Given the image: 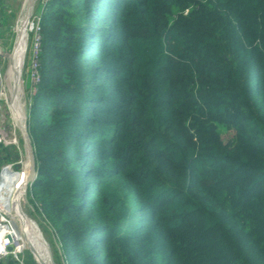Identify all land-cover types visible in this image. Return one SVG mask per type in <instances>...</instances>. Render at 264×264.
I'll list each match as a JSON object with an SVG mask.
<instances>
[{"label":"trees","instance_id":"1","mask_svg":"<svg viewBox=\"0 0 264 264\" xmlns=\"http://www.w3.org/2000/svg\"><path fill=\"white\" fill-rule=\"evenodd\" d=\"M42 10L28 194L59 264H264V0Z\"/></svg>","mask_w":264,"mask_h":264},{"label":"rangeland","instance_id":"2","mask_svg":"<svg viewBox=\"0 0 264 264\" xmlns=\"http://www.w3.org/2000/svg\"><path fill=\"white\" fill-rule=\"evenodd\" d=\"M47 1L48 0H35L31 10V16L27 22V26L25 30L26 37L24 42L25 43L24 51H23L24 55L22 57L21 75H19V77L22 76L24 79V88L23 89L18 88V91H20L21 95L17 92L15 96L16 98L21 97L22 102H24V100L26 101L25 104L26 114H28V108L31 102L30 96L31 94L33 95V92L30 93L31 85L34 83L35 80L33 78V73H32L33 67L31 61V57H32L31 52L34 50L35 43L37 41L36 26H37V21L39 19L38 16L43 12L42 9ZM25 3L28 4V0H3V5L5 6L4 9L2 10L4 13V19H3V15L2 17H0V41H1V46L3 48L1 67L3 70V74L6 77V86L9 94L12 93L14 79H16L17 77V74H13V72L11 73V54L13 53L14 47L16 46V43L18 41V29L20 26L19 20H21L22 18L21 16L23 14ZM102 8H105V6H103ZM0 115L2 116V120H4L3 125H6L8 121L7 119L8 109L5 104H2L0 106ZM18 139L20 142V149L15 148L14 146L5 147L4 145L0 144V170L4 165L12 164V168L16 172V174L12 178L14 181H16L19 174L22 175L24 173L25 167H27V164L29 163L28 152L25 147L23 135L20 134ZM7 140L9 141V138H7ZM77 150L81 151L82 148L78 146ZM79 154L80 153H78L77 155L75 170H74L75 174L73 177L75 179V177L78 175L75 181L80 184L82 183L83 180L82 177L83 171L81 169ZM36 176H37V171L35 178ZM33 181H30L27 184V187L23 192L21 191L16 193L11 192L12 187H10L9 190L7 191L8 194L11 196H13L14 194V201L16 202V205L19 206L20 212L24 216L22 221L30 222V224L32 225L31 229L33 231L31 232L29 230H24L23 228H20V223H21L20 215H15V221L11 219V217L7 214L6 211V210L9 211L11 210L10 209L11 204H8V206L4 210L5 215H4L3 223L9 224L12 227L15 226L16 230L15 232H13V235L16 237L14 242L18 246V249L14 250L15 253H10V255H8L3 261V264H59L60 263L58 261V257L54 250V245L51 240L52 236L47 233L44 227L41 226L40 224L41 219L39 215L36 213L33 204L29 200L28 188L30 187ZM33 232H35V234L38 237H40L41 245L36 246V244L34 245L31 240L27 239L28 237L26 238L27 236L26 233H29V236H31ZM21 237H23L24 239L22 240Z\"/></svg>","mask_w":264,"mask_h":264},{"label":"built area","instance_id":"3","mask_svg":"<svg viewBox=\"0 0 264 264\" xmlns=\"http://www.w3.org/2000/svg\"><path fill=\"white\" fill-rule=\"evenodd\" d=\"M5 6H3V0H0V17H1V11L4 9ZM37 37H36V43H35V48L32 51V73H33V78L34 83L31 85L30 93L33 92V94L36 91V84L39 80V75H38V46H39V21H37ZM25 46V44H24ZM24 51V50H23ZM24 55V53H23ZM2 57H3V48L1 46V41H0V106L2 104H5L8 109V121L6 125H3L4 120H2V116L0 115V144L9 147H15L20 149V142H19V135L22 134V128H21V122L24 120V111H23V102L21 100V97L16 98L14 89L15 86L20 89L21 87L17 84L16 80L14 79L13 83V90L12 93L9 94L7 86H6V77L3 74L2 70ZM21 64H22V59H21ZM16 98V99H15ZM9 138V141L7 140ZM6 172H11L12 175L16 174V172L12 168V164H6L4 165L1 170H0V187L4 184L5 180V175L7 174ZM11 200V199H10ZM0 204H5L6 203L2 200H0ZM4 206V207H5ZM5 208L0 207V219H4L5 215ZM3 214V215H2ZM4 222V220H2ZM5 235V234H4ZM13 243L11 241L10 236H0V264H3V261L5 258L10 255V253H15L14 249L12 248L9 250V247H12Z\"/></svg>","mask_w":264,"mask_h":264},{"label":"bare ground","instance_id":"4","mask_svg":"<svg viewBox=\"0 0 264 264\" xmlns=\"http://www.w3.org/2000/svg\"><path fill=\"white\" fill-rule=\"evenodd\" d=\"M26 6H27V3H25L24 9H23V14L21 16L22 18H21V20H19L20 26L18 29V41L16 43V46L14 47L13 53L11 54V73L13 72V74H17V77L15 79L16 82L18 81L19 75H21V59L23 57V50H24V44H25L24 42H25V37H26V33H25L26 26H27V22H26L27 20L25 17ZM22 28H24V29H22ZM19 30H20L21 34H20ZM20 36H21V39H20ZM17 92L21 95V93H20V91H18V87L16 85L15 89H14V93L16 94ZM21 126H22V124H21ZM28 161H29V159H28ZM29 168H30V164L28 163L27 167H25L24 173L22 175H20L18 181H17V179H16V181H14L12 179L13 175L11 174V172H6L7 174L5 175L4 184L0 187V200L1 201L3 200L6 203V206H5V204H0V207L5 206V207H1V208H6L8 206V204H11V208H10L11 210L10 211L6 210L7 214L11 217V219L13 221H15V215H20V217H21L20 228H23L24 230H29L32 232L33 230L31 229L32 225L30 224V222L22 221L24 216L21 214L19 206L16 205V202L14 201V194H13V196H11L7 192L10 187H12L11 192H14V193L20 192V191L23 192L26 189L27 179L29 176V172H28ZM15 206H16V209H15ZM2 220H4V219H0V236H7V237L10 236L11 241L13 243L12 248L14 250L18 249V246L14 242L16 237L13 235V232H15V230H16L15 226L12 227L9 224H5L2 222ZM28 228H30V229H28ZM26 234H27L26 238L28 237L27 239L31 240L34 245L35 244H36V246L41 245L40 237H38L35 234V232H33L32 235L30 234L31 236H29V233H26ZM21 239L23 240L24 238L21 237Z\"/></svg>","mask_w":264,"mask_h":264},{"label":"water","instance_id":"5","mask_svg":"<svg viewBox=\"0 0 264 264\" xmlns=\"http://www.w3.org/2000/svg\"><path fill=\"white\" fill-rule=\"evenodd\" d=\"M34 2L35 0H28V4L26 6V9H25V17H26V22H28L30 16H31V10H32V7L34 5ZM17 84L23 89L24 88V79L22 76H20L18 78V81H17ZM25 104H26V101L24 100L23 102V105H24V120L22 122V133H23V137H24V142H25V147L27 149V152H28V159H29V164H30V171H29V176H28V179H27V184L30 182V181H33V179L35 178V175H36V164H35V156H34V153H33V149H32V146H31V142H30V137H29V133H28V127H27V114H26V110H25ZM27 184H26V187H27ZM12 247H9V250H11ZM62 263L63 264H66L65 263V260L62 258Z\"/></svg>","mask_w":264,"mask_h":264}]
</instances>
